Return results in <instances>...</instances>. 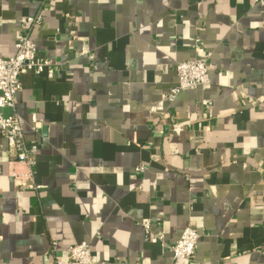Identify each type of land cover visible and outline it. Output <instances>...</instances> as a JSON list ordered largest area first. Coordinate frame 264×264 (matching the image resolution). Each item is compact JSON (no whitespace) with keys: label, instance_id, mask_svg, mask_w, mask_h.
<instances>
[{"label":"crops","instance_id":"obj_1","mask_svg":"<svg viewBox=\"0 0 264 264\" xmlns=\"http://www.w3.org/2000/svg\"><path fill=\"white\" fill-rule=\"evenodd\" d=\"M39 6L0 0V57ZM31 36L54 74H22L15 102L42 188L14 181L26 167L0 135V264H68L82 241L96 263L264 264L259 0H53ZM195 58L210 82L170 102L177 63ZM188 225L195 254L176 262Z\"/></svg>","mask_w":264,"mask_h":264},{"label":"built area","instance_id":"obj_2","mask_svg":"<svg viewBox=\"0 0 264 264\" xmlns=\"http://www.w3.org/2000/svg\"><path fill=\"white\" fill-rule=\"evenodd\" d=\"M53 0H40V6L35 15L27 17L23 24V35L15 44L14 55L6 58L0 57V135L7 140L8 146L16 155V163L26 167L23 172H12V177L23 188L39 190L42 188L33 180V168L36 164L38 144L26 140L22 128V121L16 111L15 96L22 88L20 77L25 73L40 75L47 73L52 77L54 70L47 59L38 57L36 41L32 38L33 28L43 20V13ZM259 5L264 9V0H259ZM199 46H197L198 48ZM177 82L168 92V100L173 102L177 96L185 90H194L210 82L206 59L195 58L181 61L176 65ZM205 105L210 101H203ZM3 109L10 110L4 114ZM39 119L36 114L32 115V129L37 131ZM142 170L143 167H137ZM147 240L152 243L160 242L165 245L163 235L153 234L150 219L140 222ZM200 235L198 231L188 225L179 239L169 245L173 258L176 262L189 260L195 254ZM68 264H105L96 263L92 259L90 243L82 241L69 246L66 249ZM54 264H64L63 260L54 258Z\"/></svg>","mask_w":264,"mask_h":264}]
</instances>
